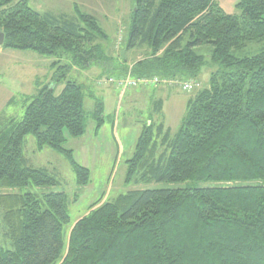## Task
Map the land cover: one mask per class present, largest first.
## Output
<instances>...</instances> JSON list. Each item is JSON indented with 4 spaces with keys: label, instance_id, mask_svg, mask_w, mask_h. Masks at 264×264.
I'll list each match as a JSON object with an SVG mask.
<instances>
[{
    "label": "trees",
    "instance_id": "trees-1",
    "mask_svg": "<svg viewBox=\"0 0 264 264\" xmlns=\"http://www.w3.org/2000/svg\"><path fill=\"white\" fill-rule=\"evenodd\" d=\"M133 2L128 49L148 46L150 54L122 76L131 71L202 84L204 68L212 71L210 87L188 102L177 132L163 123L144 126L126 182L197 185L131 191L93 204L76 224L67 194L15 193L58 184L47 169L29 165L28 136L40 151L63 155L79 187L91 179L66 148L67 134L86 133L83 87L68 82L59 96L55 87H39L25 97L21 120L0 121V225L12 245L0 247V264H264V49L235 54L264 43V0H240L233 15L218 0ZM75 12L41 14L30 0H0L3 48L50 58L67 54L85 67L110 62L97 19L78 6ZM205 45L212 47L210 61L195 51ZM103 115L99 104L96 130Z\"/></svg>",
    "mask_w": 264,
    "mask_h": 264
},
{
    "label": "rangeland",
    "instance_id": "rangeland-1",
    "mask_svg": "<svg viewBox=\"0 0 264 264\" xmlns=\"http://www.w3.org/2000/svg\"><path fill=\"white\" fill-rule=\"evenodd\" d=\"M239 2L240 0H218L220 8L228 15L239 13L237 10ZM75 6H78L83 13L97 19L107 36L100 43L102 50L106 56L114 57L113 63L92 61L89 67H85L84 63H75L72 56L67 54L59 58H50L32 51L0 47V121L11 118L21 120L26 110L25 97L36 95L39 87L46 85L55 87L56 96L62 93L68 82H76L83 87L86 96L84 103L86 133L80 138H71L67 134L66 148L73 150L75 160L91 171L89 185L79 187L76 175L67 159L48 147L40 151L36 139L28 136L25 139L24 153L29 165L47 169L56 178L58 184L49 187L30 185L15 190L17 194H67L71 200L69 215L73 224L84 218L93 204L114 201L118 196L131 191L184 189L197 185L192 182L127 183V161L134 156L143 127L152 125L150 121L154 120L156 124L163 123L166 128L172 130L173 134L177 132L185 119L188 102L195 98L199 90L210 87L212 71L210 68H204L200 77L201 87L196 91L183 92L180 86H167L172 89L170 92L172 97L163 102L162 112H154L153 106L148 104L149 99L141 98L133 101L134 95L131 94L142 92L143 87L127 90L125 93L128 97L119 103V94L122 91L111 85L98 86L97 80L119 76L118 70L108 74L105 71L106 68L111 71L112 66L121 59L129 63L131 66L128 67L131 68L149 56L148 46L128 49L135 4L133 0H30V7L41 14H67L75 17ZM263 49L264 43H255L235 54L243 58L253 56ZM195 51L205 56L208 61L211 60V46H201ZM57 60L60 62L52 68V64ZM129 72L131 71L126 74ZM113 89L118 90L115 91V95L110 94L114 92ZM107 90L109 93H103ZM99 104L103 106L105 121L102 127L96 130L93 114ZM118 104L121 105V109L117 108ZM116 121L117 135L113 131ZM119 146L124 152L119 153ZM75 196L76 201H74ZM0 247L12 250L3 225H0Z\"/></svg>",
    "mask_w": 264,
    "mask_h": 264
},
{
    "label": "built area",
    "instance_id": "built-area-1",
    "mask_svg": "<svg viewBox=\"0 0 264 264\" xmlns=\"http://www.w3.org/2000/svg\"><path fill=\"white\" fill-rule=\"evenodd\" d=\"M98 86L111 85L120 89L122 93L127 90L135 89L139 87L143 88H155L159 86H180L183 92L196 91L201 87V84L197 80H189L185 82H178L170 79H163L160 77H134L131 72L124 76L119 77H105L97 81Z\"/></svg>",
    "mask_w": 264,
    "mask_h": 264
},
{
    "label": "crops",
    "instance_id": "crops-1",
    "mask_svg": "<svg viewBox=\"0 0 264 264\" xmlns=\"http://www.w3.org/2000/svg\"><path fill=\"white\" fill-rule=\"evenodd\" d=\"M55 11H59V9H53ZM52 15H55V16H60L61 14L59 15H56V14H52ZM62 15H67V14H62ZM108 58H110V63H113L114 62V57L112 56H109ZM112 61V62H111ZM128 66H131L129 65V63H125V61H123L122 59L119 60L118 62H116L112 68L110 69L111 71H108L109 68H106V71L107 74L110 73V72H114V70H118L120 75L119 76H122V74L124 73V70L123 68L125 67H128ZM119 76H116V77H119ZM172 89L168 88L167 86H161L159 88H142L141 91L142 92H136L134 94H131V95H134V99L133 101H136L138 99H141V98H144V99H149L147 100L148 101V104H151L153 106V111L158 113V112H162L163 108H164V104L163 102L165 100H168L170 99L172 96L170 95V92H171ZM114 92H110V94H113L115 95V91H118V90H114ZM103 93H109V91H103ZM126 97H128V94L127 93H120L119 94V103L121 101H124L126 99ZM165 103V102H164ZM118 109H121V105L118 104ZM153 124V123H156L154 120L150 121V124ZM116 126H117V121L115 122L114 124V134L117 135L116 133ZM144 128V127H143ZM143 131V129H142ZM142 133V132H141ZM120 145V144H119ZM121 151L124 152V149L121 148V146H119V153H121ZM104 203V202H102Z\"/></svg>",
    "mask_w": 264,
    "mask_h": 264
},
{
    "label": "water",
    "instance_id": "water-1",
    "mask_svg": "<svg viewBox=\"0 0 264 264\" xmlns=\"http://www.w3.org/2000/svg\"><path fill=\"white\" fill-rule=\"evenodd\" d=\"M135 10H136V8H135ZM4 44H5V34L2 31H0V47H3ZM123 56H124V54H123Z\"/></svg>",
    "mask_w": 264,
    "mask_h": 264
}]
</instances>
